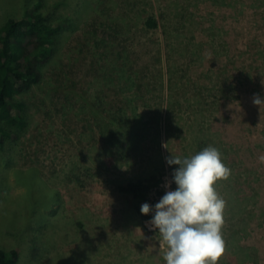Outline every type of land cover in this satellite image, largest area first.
<instances>
[{
    "label": "rangeland",
    "instance_id": "rangeland-1",
    "mask_svg": "<svg viewBox=\"0 0 264 264\" xmlns=\"http://www.w3.org/2000/svg\"><path fill=\"white\" fill-rule=\"evenodd\" d=\"M27 1L0 0V26ZM84 1L44 0L65 30L45 80L21 97L28 129L11 164L0 157V249H17L19 264H166L152 216L135 208L176 188H165L172 153L213 146L231 170L216 185L226 202L219 264H264V105L253 103L264 98V0H107V17L127 25L131 68L151 77L135 101L118 70L105 75ZM121 109L141 135L129 150L113 120ZM150 175L161 184L139 201L130 185Z\"/></svg>",
    "mask_w": 264,
    "mask_h": 264
},
{
    "label": "trees",
    "instance_id": "trees-1",
    "mask_svg": "<svg viewBox=\"0 0 264 264\" xmlns=\"http://www.w3.org/2000/svg\"><path fill=\"white\" fill-rule=\"evenodd\" d=\"M106 4L107 0H86L82 3L85 8L81 14L88 10L95 16L92 22L96 31L91 38L88 37V41L92 43V49L99 60L104 64L106 62V67H103L105 75L118 70L119 78L125 80V84L130 87L132 101H135L140 98L143 86L150 83L148 80L151 77L145 76V72L139 75L137 67L131 68L128 46H124L121 41V33L124 31L121 28L124 29V25H127L117 19L119 17L108 18L105 14ZM47 5L44 0H28L23 6L21 17H11L0 26V157L8 164H11L9 151L15 149L28 129L27 106L21 97L45 80V70L52 64L59 39L65 30L63 27L66 19H56ZM145 25L150 29L158 28V22L153 16L146 20ZM99 31L104 33L99 34ZM87 34H84L86 38ZM113 69L115 70L112 71ZM94 100L97 99L94 97ZM94 106L95 101L92 103V107ZM122 112L121 117L113 120L126 139L119 146H125L129 150L134 144L141 142V135L138 134V125H131L129 116L125 115L124 110ZM116 136L117 134H111L110 143ZM29 171L40 179L35 169L31 168ZM160 184L161 175H150L137 186L131 184L130 192L141 201L153 187ZM140 208L138 205L136 212L144 219H149L141 213ZM26 224H29L28 218ZM20 259L21 254L17 249H0V264H19Z\"/></svg>",
    "mask_w": 264,
    "mask_h": 264
},
{
    "label": "clouds",
    "instance_id": "clouds-1",
    "mask_svg": "<svg viewBox=\"0 0 264 264\" xmlns=\"http://www.w3.org/2000/svg\"><path fill=\"white\" fill-rule=\"evenodd\" d=\"M253 103L264 105V98L254 96ZM175 167L172 179L154 206L143 203L140 211L151 215L148 222L158 230L165 246L163 259L166 264H219L226 245L222 228L225 223V200L216 190L220 180H226L231 170L223 163L220 151L213 146L198 153L166 158Z\"/></svg>",
    "mask_w": 264,
    "mask_h": 264
}]
</instances>
